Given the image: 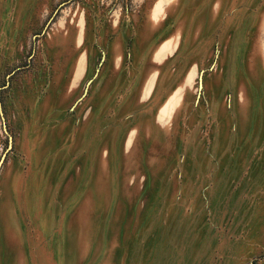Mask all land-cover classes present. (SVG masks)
<instances>
[{"label":"rangeland","instance_id":"1","mask_svg":"<svg viewBox=\"0 0 264 264\" xmlns=\"http://www.w3.org/2000/svg\"><path fill=\"white\" fill-rule=\"evenodd\" d=\"M0 264H264V0H0Z\"/></svg>","mask_w":264,"mask_h":264}]
</instances>
